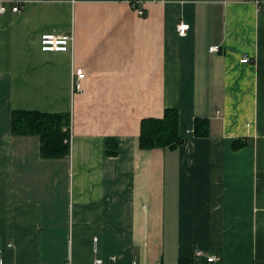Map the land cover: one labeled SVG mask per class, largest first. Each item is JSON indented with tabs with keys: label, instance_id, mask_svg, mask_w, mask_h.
I'll return each mask as SVG.
<instances>
[{
	"label": "crops",
	"instance_id": "crops-1",
	"mask_svg": "<svg viewBox=\"0 0 264 264\" xmlns=\"http://www.w3.org/2000/svg\"><path fill=\"white\" fill-rule=\"evenodd\" d=\"M72 1L0 0L20 8L0 15V264H264V0ZM166 109L181 144L139 149ZM12 111L67 114L69 155L42 159Z\"/></svg>",
	"mask_w": 264,
	"mask_h": 264
},
{
	"label": "trees",
	"instance_id": "trees-1",
	"mask_svg": "<svg viewBox=\"0 0 264 264\" xmlns=\"http://www.w3.org/2000/svg\"><path fill=\"white\" fill-rule=\"evenodd\" d=\"M70 117L67 114H43L39 112L12 111L10 129L12 135L36 136L39 140V155L42 159H62L69 155L68 134L63 132ZM206 126L197 121L195 132L204 137ZM203 130V131H202ZM178 114L175 110L166 109L160 119H146L141 122L138 137V148L152 150L158 148H174L180 145ZM246 145L243 140L234 141L232 149ZM117 155V147L113 142L106 143V156Z\"/></svg>",
	"mask_w": 264,
	"mask_h": 264
},
{
	"label": "built area",
	"instance_id": "built-area-1",
	"mask_svg": "<svg viewBox=\"0 0 264 264\" xmlns=\"http://www.w3.org/2000/svg\"><path fill=\"white\" fill-rule=\"evenodd\" d=\"M122 3L129 6V8L134 11L137 15L142 16L144 14V5L148 3H155V2H164L166 0H120ZM263 0H254V3L257 6H260ZM72 2H76V0H73ZM11 13H18L20 12L19 6H11L7 7L5 4L0 5V15L6 14L7 12ZM187 24H179L177 26V32L179 35L186 34V31L188 30ZM74 38L72 34H64V35H54V34H43L40 37L39 43H40V50L42 52H69L73 48V42ZM219 50L218 47H212L210 48L211 52H217ZM241 63H249V58H242L240 60ZM74 74V82L72 84V88L76 92L81 91V85L80 82L84 79L85 73L82 69H76L73 71ZM63 132L68 134V140L66 139L65 142H69L71 140V123L69 122V125L65 128H63ZM94 248L93 251H97V239L93 240ZM1 255V250H0ZM195 258H200L203 256V253L201 250L196 249L194 252ZM208 263H213L218 261L219 259L216 256H207L206 257ZM110 260L114 263L116 261L115 257L110 258ZM94 264H102V260L100 258H96L94 260ZM133 264H136V262H133Z\"/></svg>",
	"mask_w": 264,
	"mask_h": 264
}]
</instances>
